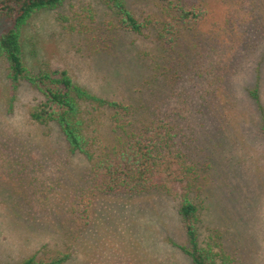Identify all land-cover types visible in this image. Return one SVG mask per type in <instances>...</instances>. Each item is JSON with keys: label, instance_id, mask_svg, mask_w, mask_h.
I'll use <instances>...</instances> for the list:
<instances>
[{"label": "rangeland", "instance_id": "obj_1", "mask_svg": "<svg viewBox=\"0 0 264 264\" xmlns=\"http://www.w3.org/2000/svg\"><path fill=\"white\" fill-rule=\"evenodd\" d=\"M126 2L143 16L162 8L159 0ZM207 4L212 16L182 48L193 60L180 47L168 54L165 65L183 76L158 99L164 79L156 67L164 53L153 34L144 40L114 30L108 50L92 48L112 17L99 0H72L36 14L24 30L25 59L34 72L46 62L64 67L103 97L158 104L160 114L178 123L179 142L196 167L190 195L201 211V244L237 264H264V130L249 92L259 86L264 107V0ZM93 7L95 20L86 11ZM7 73L0 57V264L52 250L71 252L63 264H193L178 247L188 239L177 199L162 188L87 190L91 162L70 152L56 125L31 120L38 93L25 83L12 99ZM115 125L105 115L96 133L112 144Z\"/></svg>", "mask_w": 264, "mask_h": 264}, {"label": "trees", "instance_id": "obj_2", "mask_svg": "<svg viewBox=\"0 0 264 264\" xmlns=\"http://www.w3.org/2000/svg\"><path fill=\"white\" fill-rule=\"evenodd\" d=\"M70 1L0 0V57L7 64L12 99L25 83L38 93L30 111L31 120L43 126L56 125L70 152L79 153L91 162L87 190L142 194L162 188L178 201V214L188 239L187 245L178 247L193 264H237L229 254L215 253L200 242L201 211L190 195L196 182V167L192 154L179 142L178 123L165 118L168 117L166 114H160L163 112L158 104L154 106L152 100L143 98L103 97L76 82L64 67H49L48 62L36 72L29 67L25 59V28L36 14L57 10ZM159 1L162 8L158 15L143 16L130 8L126 0H99L104 13L112 17L103 22L105 27L99 40L95 47L92 45L96 53L108 50L115 39L114 30L144 40L153 34L164 53L156 67L164 79L156 99L163 97L167 88L174 87L183 76V73L173 71L180 72L174 64L170 68L165 65L168 54L178 47L181 51L192 35L200 34L198 30L212 16L207 4L209 0ZM93 9L86 11L90 13V19L95 20L98 9ZM100 29L94 27L91 31L97 30L98 33ZM198 43L203 44L201 39L197 40ZM182 51L183 55L192 58L191 53ZM138 54L142 55V52ZM182 64L181 70L187 71L188 67ZM195 64L200 65L197 61ZM249 92L260 108L264 130V107L259 86ZM105 115L116 123L114 128H119L112 144L105 143L96 133V122ZM70 257L71 252L67 250H52L42 258L33 255L19 264H63Z\"/></svg>", "mask_w": 264, "mask_h": 264}]
</instances>
